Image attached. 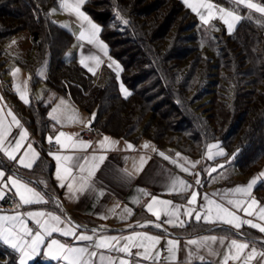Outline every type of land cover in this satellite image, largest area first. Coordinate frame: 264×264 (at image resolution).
I'll list each match as a JSON object with an SVG mask.
<instances>
[{
  "label": "trees",
  "instance_id": "1",
  "mask_svg": "<svg viewBox=\"0 0 264 264\" xmlns=\"http://www.w3.org/2000/svg\"><path fill=\"white\" fill-rule=\"evenodd\" d=\"M211 1L236 8L244 17L232 33L217 21L202 23L181 0H86L83 9L99 23V36L113 56L125 63L133 52L144 53L127 80L129 94L122 96L114 74L95 81L78 61L63 59L73 37L51 16L59 0H0V76L15 60L33 75L35 86L41 81L35 70L48 55L43 78L47 92L69 96L95 114L92 125L102 132L134 140L147 137L161 148V141L173 134L175 147L190 155L193 148L199 158L208 143L220 141L226 155L205 164L230 160L249 175L264 166V16L231 0ZM99 6L105 8L97 10ZM23 30L31 46L25 57H15L4 44ZM224 90H231L229 103ZM5 95L42 139L49 128L50 102L42 98L23 104L8 89ZM203 95L209 97L204 111H198L193 104ZM49 165L52 161L42 148L35 170L46 174L49 190L57 191ZM262 192L264 178L254 188V196L264 203ZM216 230L232 233L225 227ZM241 232L258 236L250 228ZM0 264H19L17 253L2 242ZM30 264L57 263L37 258Z\"/></svg>",
  "mask_w": 264,
  "mask_h": 264
},
{
  "label": "crops",
  "instance_id": "2",
  "mask_svg": "<svg viewBox=\"0 0 264 264\" xmlns=\"http://www.w3.org/2000/svg\"><path fill=\"white\" fill-rule=\"evenodd\" d=\"M181 1L184 2V0ZM69 2L71 3L72 0H69ZM81 11L100 28L99 23L87 12H85L83 5H81ZM195 15L198 20L201 21L196 13ZM51 16L63 28L68 30L73 37L72 42L64 52L63 59L65 61L68 62L74 59L81 64V60L83 59L85 63L81 65L93 76L94 80H98L100 76L102 77L105 74L115 75L116 73H119L121 65L124 66L126 70L129 65L128 60L123 63L113 56L110 52V47L100 38L99 33L93 43H88L90 35L89 25L87 22L80 20L75 14L62 8L61 0H59L58 7L51 9ZM217 20H220L218 15L209 23ZM201 22L203 23V21ZM81 31H84L85 33L83 40L80 39ZM99 42H103V44L106 45L107 54H105V51L101 50L98 46ZM92 57H98L99 63L92 59ZM16 64L19 66L17 67L19 68L17 78H12L11 76L8 77V72L10 71L8 65L6 72L0 76V97H2V99H0V109L3 111L6 123H11V117L7 115V112L11 110L22 125V128H17L14 124L12 125V135L9 139L12 140L13 137L18 138L20 131L27 130L28 138L25 141V147L28 143H31L40 155L42 148L46 151L49 160L52 161V165H49V176L51 178V183L57 191L49 190V179L40 169L35 170V165L32 169L23 168L16 161L8 159L7 156L0 152V170L5 172V176L15 175L25 183H28L30 187H33L37 191L41 192L44 195V198L48 201L47 204L27 205L18 210L0 207V209L3 210L0 214L12 215L15 214L16 211H20L21 213L28 211H51L60 215L65 221H71L73 225H84L85 227L79 229L78 231L85 232L89 235H92L91 229L96 228L95 225H101V227L96 228L98 229V232L95 235L120 237L131 235L133 232H146L149 235H157L161 237V242L157 245V249L161 250L162 257L169 256V253L166 251V241L168 239H178L180 241V245L175 254V259H162L159 264H223L224 256L228 251L227 245L230 240L237 239L241 242L246 240L264 241V233H260L257 229H252L247 225L243 226L239 232H237L236 229L227 225H212L206 224L203 221L197 223L192 220L187 223L185 228H174L170 225L163 224V226L158 229L152 224H147L148 221H155V217L148 213L145 207V205L150 202L151 196H141L140 204L133 202L134 198L139 195L138 189L146 190L151 195H155L160 199L172 200L173 203L180 205H186L187 197L191 195L192 191H197L200 195L198 196V204L196 207H199V204L204 203L202 199L204 194H207L212 199L220 200V195H223L227 189H231L236 186H246L254 178H257L258 184L264 178V176L261 175V173H264L262 168L247 178L238 179L233 177L230 181V178L224 179L222 175L227 171L231 172V174L235 173L237 171V167L230 160L218 161L215 164H209L207 167L204 166L206 165L205 163L212 161L207 159V147L203 157L199 159L198 157L195 158L184 154L179 150L161 148L153 140L147 137H141L134 140L130 137L113 136L102 132L97 139H88L81 134V130L83 127L89 125L90 121L92 125L93 114L88 113L69 96L58 94L53 91L47 92V86L43 82V78L37 75L41 79L40 82L44 83L42 96L34 97L31 94L28 100L30 102L32 100L44 98L50 102V106L47 111L49 128L45 131L41 139L33 133L31 128L26 124L24 119L15 109L12 102L5 95V89H8L15 93L21 103L25 104L20 98V92H23L26 95L25 91L27 85L28 90L29 87L30 90L35 87L31 85L33 75L26 68L22 67L18 63ZM117 65L119 67H117ZM89 68H91L92 71H89ZM124 77L127 82L128 76ZM17 87H19V92ZM61 100L64 101L63 104H61ZM54 108L58 109L56 113H53ZM52 115H57L60 118L61 123H56V121L52 119ZM60 132L71 135L74 141L84 140L91 142V147L87 151L69 150L61 154L89 158L93 154H103L107 157L104 163L100 166L99 170L96 171L92 180L93 188L88 189L84 193L71 195L69 194L67 187L62 188L59 186L60 182L56 178L57 162L48 153L59 152L60 146L58 149L50 150L45 147V144L48 142V137L51 136L55 138ZM105 136L109 137V140L105 142L107 150L102 151L99 149L98 142ZM61 139L65 140L66 138L62 137ZM129 143L133 145L132 149H128L127 145ZM212 143L218 144L225 152V149L221 145L220 141H211L208 144ZM145 144H148L147 148L144 147ZM23 151L24 149L22 148L21 153H23ZM159 152H163L171 159L177 160L178 165L187 167L189 169V173L191 174L182 171L179 166L172 164L170 160H164L158 154ZM177 153L180 154L179 157L176 156ZM142 157L145 161L144 163L141 162ZM83 162L84 161L81 160V163ZM193 164H195V167H193ZM219 165H224V167L219 168ZM213 167H217V171L209 174L210 169ZM203 171H205V174H202ZM173 178L181 179L187 184L192 185V187L181 194H169V186ZM197 179L201 181L199 185L196 184ZM226 180H228V182H225ZM256 185H254L251 197L248 199H255L258 201V205H264L263 202H260L254 196V188ZM6 189H10L15 193V189L11 188L10 184L7 188L2 189L3 193ZM101 192L103 195H100ZM213 193H219L220 195L213 196ZM57 205L60 206L57 207ZM113 208H115V213L110 211ZM125 208L131 209L133 214L130 217L121 219V213ZM67 212H69V214ZM181 212L183 213V208L181 209ZM237 214L240 215L242 219H252L253 222L264 225V221H259L255 215L248 217L243 212H238ZM182 218L187 219L186 217H183V215ZM138 222L140 225L146 226H138ZM29 225H32L31 221H29ZM129 225L132 227H129ZM218 227L228 228L232 231V233L217 231L216 228ZM244 228H250L257 231L258 236L253 237L245 235L241 232ZM212 235H215L218 238H225L224 245H220L219 243L212 245V249L216 254H209L206 248L196 249L195 246L186 244L188 239H198L203 236ZM47 239H58L62 242L69 243L74 247H81L89 244V242L77 241L73 237H63L59 233H54L51 238H46V243ZM124 243L125 241L121 240V246ZM253 246L256 247L258 252L264 251V245L261 243L250 245V248ZM44 251L45 248L42 246L40 253L28 261V264L37 258H40L45 262L54 261L57 264H67V262L63 260H53L45 256ZM99 251L105 256L113 257L117 261V264L120 259L127 260L129 264H156L153 260H143L141 257L136 255L137 252H142L143 249L132 248V255L116 251ZM17 256L19 262L18 253ZM201 256L204 257L203 260L199 258ZM94 264H101L98 257L95 258ZM235 264H239V262H235ZM251 264H261V258L257 257L251 262Z\"/></svg>",
  "mask_w": 264,
  "mask_h": 264
},
{
  "label": "snow or ice",
  "instance_id": "3",
  "mask_svg": "<svg viewBox=\"0 0 264 264\" xmlns=\"http://www.w3.org/2000/svg\"><path fill=\"white\" fill-rule=\"evenodd\" d=\"M86 0H61V7L71 13L75 14L80 20L87 22L89 25V39L88 43H93L96 40L97 34L101 29L94 24L82 11L81 5ZM233 4L240 6L243 5L246 9L254 10L256 13L264 16V4L255 3L253 0H232ZM187 7L196 13L200 20L204 24L216 18L227 25L228 31L231 32L233 28L244 18L237 14L235 10L227 9L221 5L211 2V0H184ZM55 11V10H53ZM250 19L251 17H247ZM85 33L81 31L80 39H84ZM98 46L106 53V45L103 42H99ZM99 63L98 57H92ZM84 60H81V64H84ZM87 66V65H85ZM111 66V65H110ZM117 67H119L117 65ZM89 71H92L89 68ZM19 72L16 69L13 75ZM19 92V87H17ZM126 92V90H125ZM127 94V93H126ZM20 98L25 104L29 103L25 93L20 92ZM2 99V97H0ZM64 101L61 100V104ZM58 109L54 108L53 113H56ZM7 115L11 117V123H6L5 116L2 109H0V152L10 160L16 161L20 166L26 169H32L33 166L39 160L40 154L35 150L31 143H28L25 147V141L28 138L27 130H22L19 133V137H13L12 140L9 137L12 135V125L17 128H22L21 122L17 117L9 110ZM95 114H93V119ZM52 119L56 123H61L60 118L57 115H52ZM91 125V121L89 125ZM65 137V140L61 138ZM14 140V142H13ZM109 140V137H104L98 142L99 149L106 151L105 142ZM67 141V142H66ZM60 146V151L57 153L49 152L48 154L53 157L57 162L56 178L60 182V187H67L69 194L74 195L76 193H84L90 188H93L92 180L99 170L100 166L107 159L106 155H95L89 157H78L73 155L61 154L65 151H87L91 147L90 141H74L71 135L64 132H60L55 138L48 137V143ZM128 149H132L133 145L128 144ZM145 148L148 144L144 145ZM24 149L21 153V149ZM155 150V149H154ZM164 160H170L174 165L181 168L182 171L189 173V169L183 165H178L177 160L171 159L163 152L158 153ZM226 153L216 143L207 145V159L213 160L215 157L224 156ZM176 156H180L179 153ZM81 160L84 162L81 163ZM141 162L144 163L143 157ZM195 167V164H193ZM219 168H223L224 165H219ZM217 167L210 169L209 174L216 172ZM191 174V173H189ZM199 175V174H197ZM264 176V173H261ZM201 181L196 180V184L199 185ZM15 189V194L19 198V203L16 205L17 209L27 205H40L47 204L48 201L44 198V195L37 191L35 188L30 187L28 183H25L15 175L5 176V172L0 170V198L4 193L2 189L7 188L8 185ZM257 184V178L252 179L246 186H236L231 189L225 190L223 195L219 193H213V196L220 195V200L212 199L207 194L202 196L204 203L198 204L197 191H192L191 195L187 197V204L180 205L173 203L172 200L160 199L155 195H151L146 190L138 189L139 195L134 198V203H141V196H151L150 202L145 207L148 213L155 217V221H148L147 224H152L156 228H161L163 224L170 225L171 227L185 228L187 223L194 220L197 223L203 221L206 224L212 225H227L239 230L247 225L252 229H257L260 233H264V225L261 223H255L252 219H242L238 212H243L246 216H256L259 221H264V205H258V201L255 199H248L251 197V192L254 185ZM192 185L187 184L181 179L173 178L169 186V194L177 193L181 194L186 192ZM100 195H103L101 192ZM60 205H57L59 207ZM183 208V213L181 209ZM115 213V208L110 210ZM0 212H3L0 209ZM126 214V215H125ZM133 214L129 208L123 209L121 213V219L130 217ZM186 217L187 219L182 218ZM104 218V217H102ZM164 218V219H162ZM29 221L34 226L29 225ZM138 226L140 225L138 222ZM84 225H73L71 221H65L60 215L51 211H28L21 213L16 211L15 214H0V242L4 245L10 246L16 253L19 254V264H28V261L33 259L41 251V247L44 246V255L53 260H63L67 264H94L95 258H99L101 264H117V261L111 256H105L99 250L107 252H121L127 255H132V248L143 249L142 252H137L136 255L143 260H153L156 264L162 259L172 260L175 259V254L179 249L180 241L178 239H168L166 241V251L169 253L168 257H162L161 250L157 249V245L161 242V237L157 235H149L146 232H133L127 236H105L95 235L98 229H91L92 235L85 232H79L78 230L84 228ZM129 227H132L129 225ZM54 233H59L63 237H73L77 241L89 242L88 245L81 247H74L69 243L62 242L58 239L51 238ZM121 240L125 243L121 246ZM225 238H218L215 235L203 236L198 239H188L187 245L195 246L196 249L206 248L209 254H216L212 249V245L219 243L224 245ZM255 243H261L264 245V241L246 240L244 242L232 239L229 241L227 248L228 251L224 256L223 264H229V261L239 262V264H251V262L257 257L261 258V264H264V251L258 252L256 247H251ZM191 255V253H190ZM201 260L203 256L199 257ZM118 264H129L127 260L120 259Z\"/></svg>",
  "mask_w": 264,
  "mask_h": 264
},
{
  "label": "rangeland",
  "instance_id": "4",
  "mask_svg": "<svg viewBox=\"0 0 264 264\" xmlns=\"http://www.w3.org/2000/svg\"><path fill=\"white\" fill-rule=\"evenodd\" d=\"M253 2L255 3H261V4H264V2H261V1H258V0H253ZM242 7H244L243 5H241ZM105 6H99L97 7V10H101V9H104ZM227 9H230V10H235L237 12V14L240 15V12L238 9L236 8H233V7H226ZM217 22L222 25L224 27V29L226 30V32L228 34L232 33L236 26L233 28V30L231 32L228 31V28H227V25L224 24V22L222 20H217ZM4 48L7 49V52L8 53H11V55L14 53L15 54V57H25V53L29 50L30 46H31V42H30V37H29V34L26 30H23V31H20L18 33H16L15 35H13L10 39H8L5 44H4ZM13 54V56H14ZM144 57V53L142 50H138L137 52H133L131 54V56L128 57V66L125 70L124 66H120L121 69L119 71V73H116L115 74V77L117 79V82H118V89H119V92L122 96H127L130 92V89L128 87V83L126 82V78L124 76H128V78H131L132 75L137 71L138 67H137V64L138 62ZM15 59V58H13ZM48 59H49V56L46 55L42 61L39 63L38 67L36 68L35 70V73L36 75H38L39 77L41 78H44L45 77V73L47 71V66H48ZM7 65L9 66L10 68V71L8 72V77L11 76L12 78H17V75L19 74V72H16L15 75H13V73L15 72L16 69H19L17 67H19L15 60H10ZM120 65V64H119ZM121 72V73H120ZM128 80V79H127ZM96 81V80H95ZM43 86H44V83L43 82H40L39 84L35 85L34 89H31L30 90V87H29V90H28V85L26 87V98L28 99L29 96L32 94L34 97H41L42 96V90H43ZM126 90V92H125ZM225 91V95H226V98H227V103L230 102V93H231V90H224ZM127 93V94H126ZM229 94V95H228ZM208 97L209 95H206V96H202L201 99H198L195 101V103L193 104L194 106H196V108H198V111H204V104L207 103V100H208ZM209 107V106H207ZM148 117V114L145 115L139 122L137 128H138V131L140 130L141 128V125L143 124V122L146 121ZM137 130L135 132H138ZM177 137V135L175 136V138ZM182 138H180V141H182V146L186 145V141L184 139V136H182ZM174 138V135H168V137L164 138L161 143H162V148H165V149H175V150H179L181 151L178 147H175L174 146V143L175 141L174 140H171ZM179 141V140H178ZM192 154L193 155H190L188 152L186 153L185 151H181L182 153L184 154H187V155H190L192 157H195V154L197 152V150L191 148L190 149ZM197 158V157H195ZM199 158V157H198ZM200 159V158H199ZM204 166H208V164L204 165ZM262 171H264V166L262 168ZM254 172H257V171H253L251 174H253ZM251 174L249 175H243V173L240 172V170L237 168V171L235 173H232L231 172H225L222 177L224 179L226 178H230V181L232 180L233 177L235 178H238V179H244L246 178L247 176H250ZM225 182H228V180H226ZM263 195H264V192H262Z\"/></svg>",
  "mask_w": 264,
  "mask_h": 264
},
{
  "label": "built area",
  "instance_id": "5",
  "mask_svg": "<svg viewBox=\"0 0 264 264\" xmlns=\"http://www.w3.org/2000/svg\"><path fill=\"white\" fill-rule=\"evenodd\" d=\"M81 134L88 139L95 140L102 134V130L97 126L90 125V126L83 127L81 130ZM45 147L47 149L54 150V149H58L59 145H56L55 142H53L52 144H49L48 142H46ZM18 203H19V200L17 196L10 189H6L4 191L3 197L0 198L1 208L18 210L16 207ZM31 226H34V225L32 224ZM229 264H233V262L231 261L229 262Z\"/></svg>",
  "mask_w": 264,
  "mask_h": 264
},
{
  "label": "water",
  "instance_id": "6",
  "mask_svg": "<svg viewBox=\"0 0 264 264\" xmlns=\"http://www.w3.org/2000/svg\"><path fill=\"white\" fill-rule=\"evenodd\" d=\"M69 214V212H67ZM74 218V217H73ZM96 228L101 227V225H95Z\"/></svg>",
  "mask_w": 264,
  "mask_h": 264
}]
</instances>
